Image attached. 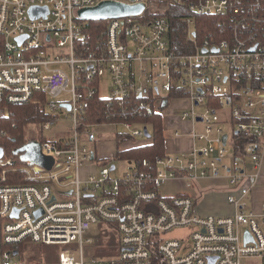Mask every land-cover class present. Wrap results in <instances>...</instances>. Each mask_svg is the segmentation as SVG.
<instances>
[{"label": "built area", "instance_id": "2783aa9c", "mask_svg": "<svg viewBox=\"0 0 264 264\" xmlns=\"http://www.w3.org/2000/svg\"><path fill=\"white\" fill-rule=\"evenodd\" d=\"M151 1L222 22L217 32L196 39L189 29L193 18L185 19L189 41L178 45L165 18L146 17L163 11L152 10L149 0H0V109L44 101L51 120L41 124L43 131L59 115L71 123L68 135L40 144L41 155L52 161L49 170L25 161L19 148L0 146V264H16L24 242L71 245L58 264H264V202L258 213L249 209L264 151V3ZM103 2L144 10L94 21L95 37L92 21L78 12ZM32 7L46 8V17L32 18ZM103 78L107 97L98 94ZM96 97L104 101L103 122L89 113ZM182 100L188 108L167 114L202 132H170L189 139L191 150L126 161L123 176L111 178L114 154L97 158L94 129L120 124L124 131L115 140H148L144 129L151 137L150 126L136 118H163ZM93 163H101L100 171L90 168L82 181L81 169ZM220 176L229 187L231 216H202L195 196L162 193L170 181L193 191L198 180ZM179 228L188 235L165 238ZM94 248L101 256L90 255Z\"/></svg>", "mask_w": 264, "mask_h": 264}, {"label": "trees", "instance_id": "16d2710c", "mask_svg": "<svg viewBox=\"0 0 264 264\" xmlns=\"http://www.w3.org/2000/svg\"><path fill=\"white\" fill-rule=\"evenodd\" d=\"M264 3V0H262ZM162 4L163 11L158 14L150 13L146 17L160 16L165 18L170 24V40L177 42L178 45H184L188 42L187 38V26L185 19L191 17L194 18V27L197 37L199 35L203 37L209 32H217L221 19L205 16H194L187 12L183 6L174 4ZM97 23L94 21L88 23V28L91 29L90 35L99 34L100 30H95ZM44 101L28 103L25 105H11L6 108L0 109V132L4 134L0 135V146L6 150L11 148H20L26 143V129L30 125H41L46 121L51 120L49 116L43 112L42 104ZM104 101L96 97L92 102L90 108V115L92 120L103 122L101 117L102 107ZM90 120L89 122H93ZM136 121L141 122L151 128L150 141L146 144L131 147L126 150H116L114 153V159L124 160L128 162H140L142 160H148L150 162L155 161L157 158H161L166 155L165 153V136L163 130V119L159 113H154L150 116L137 117ZM129 140L128 136L119 135L116 137V143L119 146L125 141ZM31 243L24 242L17 248L18 256L16 264H53V262L45 261L41 258V261L37 260L34 255H31L28 259L23 260V255L30 249ZM51 247V246H50ZM57 252V251H56ZM99 252V251H97ZM102 252V251H100ZM59 253V252H58ZM102 254V253H100Z\"/></svg>", "mask_w": 264, "mask_h": 264}, {"label": "rangeland", "instance_id": "374dc122", "mask_svg": "<svg viewBox=\"0 0 264 264\" xmlns=\"http://www.w3.org/2000/svg\"><path fill=\"white\" fill-rule=\"evenodd\" d=\"M149 6L154 10L155 8L159 10H163L162 4L159 2H154L149 0ZM193 23L189 27L190 30L195 29L194 27V18L192 19ZM108 80L106 78H103L100 83L99 87V96L100 97H107L108 96V86H107ZM66 95H63L64 97ZM225 114V113H223ZM47 116V115H46ZM169 115L166 113L165 118L167 119ZM31 126V125H30ZM71 127V123L68 119V116L66 118L65 115H62L58 117V121L56 124L52 125L49 131H43L41 129V125H33L32 127L27 126L26 129V143L27 144H36V146L40 147V144L43 142L44 139L47 141H53L55 139H60L63 135H68L69 134V129ZM226 127L224 126V130ZM149 132H151V128H148ZM195 130L197 132H202L201 126L200 125H195ZM123 127L120 124H105L102 125L101 127H98L94 129V132L97 135V158L98 159H108L111 157L115 151L118 150H126L131 147L143 145L149 142L150 139L145 140V138H129V140L125 141L124 143L120 144L119 146L116 143L115 140V134L117 133H122ZM37 139L36 142H33V140ZM25 143V144H26ZM12 149H17L11 148L8 149L9 151ZM24 153H22V156ZM24 157V156H23ZM24 161V160H22ZM29 162V161H28ZM29 164V163H28ZM115 166V171L111 173V178H120L123 176L126 168V161L124 160H119L115 159L113 162ZM101 163L93 165L91 164L90 166L83 167L80 171V177L82 181H85L87 179V173L94 169L96 173H98L101 169L100 167ZM92 168V169H90ZM165 186H167L165 188ZM165 186L162 189V193L167 196H172L176 194L183 193L185 191L184 187H181L180 184H172L168 183L165 184ZM185 194V193H183ZM220 204V201L218 198H216V194L211 196V198L208 201L207 205H213V206H218ZM188 235V230L179 228V229H174L171 232L165 234V238L168 239H173L177 238L180 239L182 237H185ZM88 237V235H85L84 238ZM30 249L23 255V260L28 259L31 255H34L37 260L41 261V258L44 259L45 261L48 262H53V264H58V255L60 252L65 251L70 249L72 246L71 245H59V246H44L41 244H33L31 243ZM99 248H94L91 252V256H101L99 252L97 251H102L101 249L98 250ZM57 251V252H56ZM59 252V253H58ZM88 256H86L87 258ZM254 262H257V260H251ZM245 262V261H244ZM250 262V261H249ZM244 264V263H243Z\"/></svg>", "mask_w": 264, "mask_h": 264}, {"label": "crops", "instance_id": "0c3cea01", "mask_svg": "<svg viewBox=\"0 0 264 264\" xmlns=\"http://www.w3.org/2000/svg\"><path fill=\"white\" fill-rule=\"evenodd\" d=\"M188 108L189 104L186 100L179 102H173V104L166 110V113L173 112L174 108ZM178 113V111H175ZM163 117V130L165 136V153L166 154H176L184 151H190L192 148V143L189 139L182 138L176 139L172 137V129L178 128L181 131H189L190 129H195V125L190 122H180L177 121L175 117H168L164 119ZM97 150V147H96ZM246 171L251 172L252 168L250 163L247 165ZM168 183L177 184L180 183L170 181ZM167 183V184H168ZM181 187H183L180 184ZM167 186H165L166 188ZM185 189V188H184ZM185 194L193 195L197 198V212L202 216H231L234 213V208L229 205L226 198L229 194V187L227 185L226 179L224 177L215 178H203L197 181L195 189L186 190L183 192ZM216 194V198L219 199L220 204L218 206L207 205L211 196ZM264 202V151L262 154L261 167L259 170V177L256 187L253 190L251 202L249 204V209L258 213L260 211V206Z\"/></svg>", "mask_w": 264, "mask_h": 264}, {"label": "water", "instance_id": "95a60500", "mask_svg": "<svg viewBox=\"0 0 264 264\" xmlns=\"http://www.w3.org/2000/svg\"><path fill=\"white\" fill-rule=\"evenodd\" d=\"M144 10L143 5L136 6H125L122 4L112 3V2H103L94 8L83 9L78 12V17L81 20L85 21H103L111 18L125 17V16H137L142 13ZM32 18H37L39 16L46 17L47 9L46 8H36L32 7L29 10ZM23 38L18 39L21 42ZM69 107H67L68 109ZM200 121V119H198ZM144 135L147 139L150 138V135L144 129ZM226 136L222 137L223 143H225ZM25 152L23 159L29 161L31 164H36L39 166L45 167L47 170L51 168L52 161L49 158H46L41 155L39 147L36 144H28L22 146L16 150V153ZM3 156V149L0 148V158ZM16 214V213H15ZM41 214V211H37L35 216ZM245 241L249 240L248 233L245 232Z\"/></svg>", "mask_w": 264, "mask_h": 264}]
</instances>
